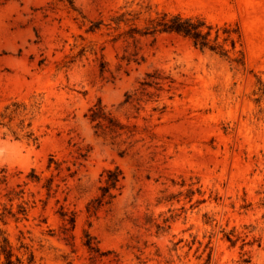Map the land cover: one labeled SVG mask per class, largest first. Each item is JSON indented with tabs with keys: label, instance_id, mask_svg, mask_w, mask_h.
Returning a JSON list of instances; mask_svg holds the SVG:
<instances>
[{
	"label": "rangeland",
	"instance_id": "rangeland-1",
	"mask_svg": "<svg viewBox=\"0 0 264 264\" xmlns=\"http://www.w3.org/2000/svg\"><path fill=\"white\" fill-rule=\"evenodd\" d=\"M71 1L0 0V246L90 264V235L118 264H264V0ZM164 13L227 54L133 35Z\"/></svg>",
	"mask_w": 264,
	"mask_h": 264
},
{
	"label": "trees",
	"instance_id": "trees-1",
	"mask_svg": "<svg viewBox=\"0 0 264 264\" xmlns=\"http://www.w3.org/2000/svg\"><path fill=\"white\" fill-rule=\"evenodd\" d=\"M72 5L71 0H63ZM213 28L208 26L204 19L199 17H183L180 14L172 15L168 13H164L158 18H155L150 21V26L147 27L144 32L132 31L133 35L140 34L141 36H155L158 33H173L184 38H187L192 41L195 47L200 48L201 50L209 49L211 51H219L221 55L227 54V51L220 44L216 43L214 45L211 44L210 36L212 34ZM219 30L216 33L215 42L219 39ZM231 33L228 32V36L230 37ZM134 37V36H131ZM235 49V45L233 46ZM101 108H97L95 110H91L92 121H96L101 118ZM15 113V112H14ZM4 117L0 116V126L2 125V119ZM111 123V122H110ZM100 125V123L98 124ZM29 137L32 134L28 135ZM106 182L105 186L100 189L101 195L96 200V204L98 207L109 204L111 200L115 198L113 195V191L120 190L121 183L124 181L125 177L121 170L118 168L114 170H108L105 172ZM72 223H74L72 221ZM74 228V227H73ZM84 246L88 250L90 254V261L92 264L93 261H108L109 264H118L119 259L118 255L113 251H102L99 245L95 242V239L90 235L86 236V240L84 242ZM3 259V261H2ZM34 263V256H30L28 259V264ZM0 264H24L21 257L15 255L14 250L8 240L4 241V244L0 246Z\"/></svg>",
	"mask_w": 264,
	"mask_h": 264
}]
</instances>
